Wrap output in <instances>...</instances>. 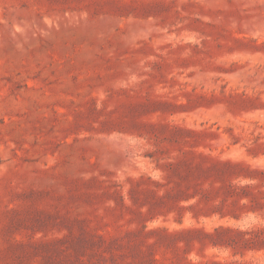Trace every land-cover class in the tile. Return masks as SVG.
<instances>
[{"label":"rangeland","instance_id":"rangeland-1","mask_svg":"<svg viewBox=\"0 0 264 264\" xmlns=\"http://www.w3.org/2000/svg\"><path fill=\"white\" fill-rule=\"evenodd\" d=\"M0 264H264V0H0Z\"/></svg>","mask_w":264,"mask_h":264}]
</instances>
